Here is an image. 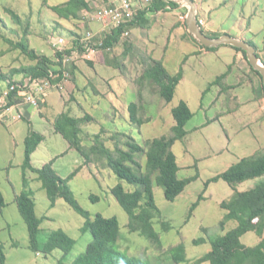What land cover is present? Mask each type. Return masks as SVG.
Returning a JSON list of instances; mask_svg holds the SVG:
<instances>
[{
	"label": "rangeland",
	"instance_id": "374dc122",
	"mask_svg": "<svg viewBox=\"0 0 264 264\" xmlns=\"http://www.w3.org/2000/svg\"><path fill=\"white\" fill-rule=\"evenodd\" d=\"M67 1L68 0H0V76L10 75L14 70L34 64V62L28 59L7 41H21L26 36L25 29H27V27H29V35L27 38L32 45V48L40 52L45 50L47 55L52 54L53 49L49 44V40L53 36H67L64 27H62L57 20H61L65 25L72 24L68 20L61 19L49 7L64 4ZM195 1L201 7L198 18L204 19L207 21V24L210 23L211 28L214 30H222L229 32L231 35L239 36V31L237 29V27H239L243 36L246 35V38H253L255 36L251 37L252 34L249 32L250 27L254 34L262 32L257 36L256 43L259 46L260 56L264 63V0ZM208 5L212 8L206 10L205 8ZM7 8H11L21 16V24H18L13 20L11 15L7 13ZM184 11L187 15L188 9L185 8ZM174 17L175 19L173 22L175 21L176 23L178 19L177 16ZM215 21L216 23H214ZM207 24L206 26H208ZM180 26L181 24L178 23L177 27ZM217 26L219 28H217ZM65 29L67 30V28ZM186 30L188 31V28H185V31ZM67 31L69 34L72 30ZM154 32L155 30H152V33ZM146 35V37L139 38L140 41L134 50L135 54H133L135 55V59H133L132 56V59L129 58V64H126L127 71L125 75H122L118 70L107 67H100L99 72H97L101 76L107 74L115 76L114 81L116 93L114 94L113 92L111 94V101L113 100L117 110L116 108L113 110L111 108L112 105L106 101H100L101 103L99 107H94L93 103L97 100L93 97L92 91H95L96 89H99L100 91L107 90L106 87H102L103 85L99 78L95 79L92 84L90 83L89 88L91 91L89 92L90 94L88 97L85 95L86 93H83V95L86 96V100L89 101L93 107H88L89 104H85V111L78 116L83 117L86 114H91L94 117V121L83 127L84 143L86 145H91L94 143V136L101 134L107 142V145L114 148L115 140L113 141L111 138L114 132L128 134L134 137L141 145H144L146 141L153 138L170 135L175 124L172 109L178 106L182 99H188L195 112L196 118L192 119L188 125V137L176 144L174 152L178 156L181 166L184 163H187L186 165L188 166H192L196 161H199L197 159H201L203 162L202 165L200 163V167L202 166V173L200 171L202 177L190 184L186 191L175 202L167 201L163 188L155 185L154 192L156 202L163 213V217L156 220L155 226L162 238L161 246L150 243L138 233H130L128 228L130 216L124 211L111 193V189L121 183L120 179L111 169L106 168L101 164L97 165L96 167H98V170L101 172V174L97 175L98 179L96 176H94V178H89L86 175H83V172L81 175L74 178L70 184L80 205L86 211L90 212L93 217L101 214L105 218L116 217L119 220L121 227V239L119 245L122 250H126L132 256L147 258L152 264H171L167 257V251L173 246L184 244L187 248L188 264H194L197 259L211 250L209 243L195 245L194 241L199 238L207 239L209 235L218 236L224 234L221 232L219 225L223 220L226 211L220 207V204L223 201L228 200L233 191H248L258 185L261 180L256 179L244 182L237 185L236 189L223 180L217 183H212L205 193V200L194 211L189 222H186L192 205L205 190V182L226 170L225 165L221 163L225 161V159H227L228 162H238L235 161V156L227 151L222 154L219 153L220 149L227 146V140L223 136V131L221 129L219 132L217 131L219 126H215L217 129L211 134L194 130V125L203 122L208 117H206V114L203 115L199 110L200 104L197 97L189 91V88L195 85L201 89L205 88L213 76H219L224 71H227V65L232 62V58L226 55L227 51H230V48L229 46H222L218 51L209 52L204 56L198 58L191 57L189 59V65L192 63L197 64L195 70L198 71L197 73L199 76L198 78L192 77V72L189 70L188 72H190V76H188V81L180 86L173 102L166 103L159 98L158 95H151L146 92V100L150 102L149 112L153 117V121L139 129L130 122L128 106L130 103L137 101V95L135 93V88L137 89V87L135 81L142 76L145 69L144 64L140 62V55L147 53L156 59L163 60L170 72L175 74L179 72L180 68L184 70L183 65L186 57L194 51L192 45L180 42L179 39H176L174 42L173 40L177 37L173 36V43L170 44L168 50H166V45L163 46L160 44L159 51L156 49L152 52L150 41L155 40V38L153 34ZM130 39L132 40V36L129 40ZM122 52L123 46L121 49H116L115 53L111 54V58L120 56ZM101 53L104 55L105 61H107V55L105 52L101 51ZM243 62L245 66H248L247 68L249 70L250 66L248 65L247 60L243 58ZM119 73L121 74V79H126L129 83L126 92L123 91L125 84L122 82L119 83ZM254 76L258 79L256 75ZM6 80H0V86L2 85L3 87ZM242 81L246 82L247 79L243 78ZM230 92L231 90H229L225 96H230ZM77 96L78 101L83 105L82 95L77 94ZM115 96L120 98L119 101H115ZM245 96L246 95H242L241 98L244 99ZM236 103L237 101L228 100V103H225V107L226 109L233 107ZM114 113H116V115ZM211 114L212 112L209 113V117H211ZM48 116L55 117L56 114L51 112ZM231 121L236 126V130H241V139L253 140L257 143L254 136L258 137L259 126L263 123H260V125H254L251 123L252 121H246L245 119L239 120L237 115H235ZM9 123H11V121H9ZM1 125L2 124H0V169L7 166L10 162H12L13 165H16L19 159L21 160L23 156L21 140L17 139L21 144L18 148L13 147L8 133L9 129L6 126ZM226 126L227 129H229L227 136H229L232 141L230 149L231 151H234V149H236V142L239 139L234 138L236 131L230 129L231 125L228 121L226 122ZM45 134H47V140L41 145L35 158V164L41 167L42 164L49 163L55 157L59 156L57 168L60 174L68 177L73 171H75L76 166L73 154L71 153L68 155L66 153L69 148V142L60 134ZM63 154L64 156H62ZM239 156L241 157L240 154ZM141 162L145 165L146 160L143 159ZM85 168L90 169L89 166H86ZM21 170L22 167L13 170L12 178L15 182L20 181L19 174ZM196 171H198V168L196 169V167L186 170L184 167L178 176L181 179L187 178L193 176ZM5 173V171H1L0 183L9 205L4 210L3 214H0V244L4 246V252L7 256L6 264H58L63 258V254L60 251L45 256L44 254L36 253L31 250L30 235L27 224L20 214L17 205L11 202V199L13 198V190L8 184ZM89 176L91 177V175ZM122 184L128 191L136 189L134 186L126 182H123ZM39 185L42 186V183L39 182ZM92 195L99 196L101 200L95 202L91 198ZM48 201L49 199L46 192L41 190L36 196L38 216L41 218L48 217L52 220L49 219L43 222L39 238L40 242H47L48 236L51 232L63 229L77 242L74 250L66 259V262L72 263L86 252L89 244L93 242V236L90 232L83 233L81 231L85 219L72 209L64 200H59L61 203L54 207V209L51 208L50 201L49 204H47ZM163 224L170 226L168 231L165 230ZM237 225L238 223L235 221L230 222L227 226L226 232L235 229ZM203 228H207L209 232L206 233L202 231ZM260 241L261 238L255 232H250L242 238V242L248 247H254L258 245Z\"/></svg>",
	"mask_w": 264,
	"mask_h": 264
},
{
	"label": "trees",
	"instance_id": "16d2710c",
	"mask_svg": "<svg viewBox=\"0 0 264 264\" xmlns=\"http://www.w3.org/2000/svg\"><path fill=\"white\" fill-rule=\"evenodd\" d=\"M93 1L100 0H68L64 4L49 8L61 19L78 22L82 19L83 12L91 9ZM167 6H171L173 9L180 7L175 2L154 0L153 5L145 11H141L128 28L126 25H122L111 34L99 35L95 42L97 44L103 42L104 45L101 50L107 55V64L125 75L127 60L131 56L135 59V55H133L135 54V46L129 39L123 38L125 30H131L136 26L150 28L152 20L147 17L148 11H165L168 9ZM6 11L16 23H22V18L17 12L11 8H7ZM184 25L188 28L186 23ZM25 35L21 41H7L34 64L14 70L10 75H1L0 80L7 79L6 82L8 80L12 82L19 76L25 75L33 78H48L51 73H54L56 81H62L65 68L58 62V59L62 58L63 54L56 53L53 57L40 54L31 48L27 38L29 27L25 29ZM207 35L212 38L222 36ZM185 36L198 45L201 50L215 51L221 48L204 47L187 30ZM247 41L256 47L258 56L261 58L258 44L254 40L249 39ZM78 43L79 40L74 45ZM122 43L123 52L121 55L111 58L112 52L114 53L115 49ZM73 49L74 46L72 45L66 53L70 54ZM236 50L242 52L248 62L246 53L240 49ZM188 58L189 56L186 57L185 61ZM140 62L144 64L145 69L142 76L135 81L137 101L129 105L130 122L139 129L153 121V117L149 112L150 102L146 100L145 93L158 95L166 103H171L175 99L178 86L184 78L183 70L173 74L163 60H157L147 53L140 55ZM248 65L251 72L259 79H257L258 87L255 88V95L258 98H264L262 75L255 71L249 62ZM232 68L231 66L227 73L219 76L208 85L203 94V101L206 95L215 87L221 88L222 93L227 94L229 92L230 88L226 84V79L232 72ZM66 69L72 76L77 70V64L71 63ZM172 115L175 125L170 135L153 138L141 145L128 134L114 132L111 136L113 141L115 140L114 148L107 145L101 134L94 136V143L91 145L84 143L83 127L94 121V117L90 114L77 118L67 112L60 115L54 122L55 132L61 134L69 142L71 149L79 152L85 159L86 166L90 164L104 165L120 179L121 183L114 186L111 193L130 216V223L128 224L130 233H138L157 246L162 245V238L155 227L156 220L162 218L163 213L156 202L155 185L163 188L167 201L175 202L190 184L200 178L199 171H196L193 176L179 178L178 174L182 169L174 152L175 145L187 138V125L194 118V113L187 102L181 101L178 106L172 109ZM45 140L44 135L35 131L30 132L25 140L24 163L22 165L23 191L16 199L18 210L28 227L31 250L45 256L60 251L63 258L58 264H152L149 259L132 256L126 250L120 248L121 227L116 217L105 218L101 214L93 217L90 212L80 205L70 182L82 171L83 166L76 169L67 178L61 177L55 169L56 159L45 164L42 168L33 166V155ZM143 159L146 160L145 165L141 162ZM195 167L197 169V165ZM30 174H36L37 180L42 183V188L47 194L51 208L56 207L59 200H64L85 219L81 231L83 233L90 232L93 236V242L89 244L86 252L72 263L66 262V259L74 250L77 242L63 229L51 232L47 242H40L42 224L46 218H40L37 214L35 193L31 188ZM256 179H261L256 187L244 192L236 190L231 198L220 204V207L226 211L219 225L221 232L224 234L209 235L207 239L199 238L195 240V245L209 243L211 250L197 259L194 264H264V150L253 156L243 158L225 172L207 180L205 190L192 205L186 222H189L194 211L205 200V193L212 183L223 180L236 189L237 185ZM123 182L134 186L136 189L128 191L122 184ZM91 198L95 202L101 200L99 196L95 195H92ZM6 206L5 196L0 188V214L3 213ZM232 221L238 223L237 227L226 232L228 224ZM163 225L165 230L168 231L170 226ZM202 231L209 232L207 228H203ZM250 232H255L261 238L260 243L254 247H248L242 242V238ZM167 257L171 264H188L189 262L187 248L184 244L171 247L167 251ZM6 262L7 256L4 252V246L0 244V264H6Z\"/></svg>",
	"mask_w": 264,
	"mask_h": 264
},
{
	"label": "crops",
	"instance_id": "0c3cea01",
	"mask_svg": "<svg viewBox=\"0 0 264 264\" xmlns=\"http://www.w3.org/2000/svg\"><path fill=\"white\" fill-rule=\"evenodd\" d=\"M101 4H102V0L93 1L91 3V9L89 11L95 12L96 9L99 6H101ZM167 8H168L167 10L160 11V12H151L149 10L147 13V17L152 20V26L150 28L149 27H147V28L143 27L142 28L141 26L133 27V29L130 30V36L126 39H129L132 36V40L130 39V42L135 46V49H136V47L138 46V43L140 41L139 38L146 37L147 36L146 34H148V35L153 34L155 40L150 41V45L152 47V49H151L152 52L155 51L156 49L159 51L160 44H162L163 46L166 45L167 46L166 50H168L170 44H172L173 41L175 42L176 39H179L180 42H185V43L190 44L194 47V51L190 55H188L189 56L188 60L184 62V65H183L184 70L182 68L179 69V72L181 70H183L184 78L181 81L180 85L178 86V89H177V93H178L180 86L184 85V83H187V81H188V76H190V72H188L189 70H191V72H192V75H191L192 77L198 78V76H199V74L197 73L198 71L195 70L197 64L192 63L191 65H189V59L191 57L192 58H198V57L204 56L205 54H208L209 52L218 51L220 48L218 50H215V51L201 50L198 45H196L192 40L187 39L185 36V33H186L185 28L186 27H185L184 23L182 24V22H180V17H179L180 14H182V13L184 14V12H185L184 8L179 7V8L173 9L171 6H167ZM200 8L201 7L198 4V11L200 10ZM211 8L212 7L208 5L205 9L209 10ZM198 15H199V12H198ZM174 16H177V19H178L176 21V23H175V21L173 22V20L175 19ZM57 21L62 25V27H64V30L67 33V36H65V37L67 38V40L69 42V46H72L76 41H78L82 37L85 29L93 30L96 33H100V31L102 29L101 25L98 22L89 21V20L85 19L84 16L78 22H71L70 21L72 25H65L61 22V20L60 21L57 20ZM216 21H218V20H216ZM216 21L214 23H216ZM178 23L181 24L180 27H177ZM206 23H207V21H206ZM207 25L208 26L206 28H203V32L205 34H211V35L229 34V35H231L229 32H226V31L212 29L210 23H208ZM65 28H67V30H72V31L69 32V34H68V31ZM217 28H219V27L217 26ZM237 29L239 31V36H234V35H232V36L241 38V39L246 40V41L250 39V40H254L256 42L257 36L262 33V32H259L258 34H254L251 31V27H250L249 32H250V34H252L251 37H253L254 35L255 36L253 38H246V35L243 36V33L241 32L240 28L237 27ZM152 30H155V32L152 33ZM173 36H176L177 38H175L172 41ZM122 46H123V43L121 45H119L116 49H121ZM31 48H32V45H31ZM229 48H230V51H227L226 55H228L232 58V62L227 65V68H228L227 71L226 72L224 71L223 73H221V75L227 73L229 71V69L231 68V66L233 67L232 72L230 73V75L226 79V84L229 86V88L231 90V92L229 93L230 96H225L226 94L221 92V88L215 87L212 89V91H210L206 95V97L204 98V101H203V94L206 91L208 85L210 83H212L213 81H215L221 75L213 76V78L209 80L208 85L205 88L201 89L200 87L195 85V86L189 88V91L191 93H193L194 96L197 97L199 104H200L199 110L202 112L203 115L206 114V117H208L203 122H200V123L194 125V127H193L194 130L211 134L213 131H215V129H217L215 126H219V129H217V131L219 132V130L221 129L223 131L224 138L227 140V146L220 149L219 153L222 154L223 152L227 151L230 154L235 156V161L239 162L243 158L253 156L257 152L264 150V98H258L255 95V88L258 87V85H257L258 80L252 74L250 69L248 70V68H247L248 66H245V64L243 62V58L245 59L244 54L242 52L237 51L236 49H234L232 47H229ZM37 52L40 54H43V55H47V52H45V50H42L41 52L40 51H37ZM114 53L112 52V54H114ZM54 55H55V53L52 50V54L47 55V56L53 57ZM103 59H104V61H103ZM128 60H127L126 64H129ZM157 60H159V59H157ZM262 61H263V59H262ZM100 67H107L110 69L117 70V69H115V68H113L107 64V62L105 61L104 55H102V53L100 51L99 54L96 56V59L94 62L80 61L77 64V70L75 71L74 75L71 76L69 81L63 82L61 87L52 89L43 98H41L40 99V109L38 111H35V109H33L32 107L27 106L24 108L26 118L23 121H17V122H11V123L8 122V123L1 125V126H6L9 129L8 133H9V137L12 141L13 147L18 148L21 144L23 146V151H22L23 156H22L21 160L19 159V161L17 162L16 165H13V163L10 162L7 166L2 167L0 169V173L2 170L6 172L5 175L7 177L8 184L10 185V187H12V190H13V192H12L13 198L11 199V202L14 203L15 205H17L16 199H17L18 195L23 191V183H22L23 171L22 170L20 171V174H19L20 175V178H19L20 181L19 182L14 181V179L12 178V172L15 169L21 168L23 163H24V153H25L24 144H25V140H26V138L30 132H32V131L38 132V133L44 135L46 137V140H47V134H45V133L59 135L58 133L55 132L54 122L60 115L68 112L74 117L81 118L78 115H80V113L85 111V104H89L88 107H93V106H91L89 101L86 100V96L88 97L90 94L89 92L91 91V89L89 88L90 83L92 84L94 82V80L97 78H99V80L101 81V83L103 85L102 87H106L107 90L106 91H100L99 89H96L95 91H92L93 97L96 98V100L98 101V102L95 101L93 103L94 107L95 106L99 107V105L101 103L100 101H104V102L106 101L109 104H111L112 105L111 108L113 110H115L116 106H115L113 100L111 101V94L113 92H114V94L116 93V87H115V81H114L115 76H111L110 74L101 76L99 73H97V72H99ZM118 76H119V80H120L119 83L122 82L123 84H125L123 91L126 92L127 88L129 87V83L126 81V79L125 80L121 79L120 73L118 74ZM19 77H21V76H19ZM243 78H246L247 81L243 82L242 81ZM5 85H6V83L4 84L3 87H5ZM3 87L1 85L0 90ZM83 93H86L85 94L86 96H84ZM135 93L137 95V89L136 88H135ZM243 93H245V94H243ZM77 94L82 95L81 97L83 99V105H81L80 101H78ZM242 95H246L244 97V99L241 98ZM176 96H177V94H176ZM115 97H116L115 101H119L120 98L118 96H115ZM228 100H234V101H237V103L235 106L229 107L226 109L225 103H228ZM181 101H185L188 103L189 107L191 108L192 112L194 113L193 119H195L196 115H195V112H194L189 100L188 99H182ZM116 110H117V108H116ZM51 112H54L56 114V116L55 117L48 116ZM210 112H212L211 117H209ZM114 114L116 115V113H114ZM235 115L238 116L239 120L245 119L246 121H252L251 123L254 125L255 124L260 125V123H263L261 126H259L258 137L254 136L257 140V143H255L253 140H248V139L243 140L240 138L241 130H236L237 129L236 126L231 121ZM227 121L231 125L230 129L232 131H236L234 138L239 139L236 142V145H235L236 149H234V151H231V149H230V144L232 141H231V138L229 136H227L229 133V129H227V126H226ZM188 125H187V131H188ZM246 127H248V126H246ZM188 135H189V131H188ZM17 139L21 140V144ZM41 145L39 146V148L37 149V151L33 155L32 161H33V166L35 168H42L45 165V164H42V166L40 167V166H37L35 164V158L38 154V151H39ZM68 145H69V148L66 151V153L68 155L71 153L73 154V158L76 161L75 170L83 166L82 171L77 176L81 175L84 172L83 175H86L89 178H94V176H96V178L98 179L97 175L101 174V172L98 170V167H96L97 165L96 164H90L89 165L90 169L85 168L86 167L85 159L75 149H71L69 143H68ZM66 153H64V154H66ZM248 153H251V154H248ZM64 154L62 156H64ZM239 154L241 155L242 158L239 156ZM242 155H246V156H242ZM54 159H56L54 166H55V169L57 170L58 174L63 178H65V177L67 178V176L60 174V172L57 168L59 156L55 157ZM197 160H199V161H196V163H194L192 166L186 165L187 163H184L183 164L184 166L183 165L181 166L180 163H179V165H180L182 170L184 169V167L186 170V169H191L197 165L198 171L199 172L201 171V173H202V166L200 167V163L202 165L203 162L201 159H197ZM178 161H179V158H178ZM238 162H236V163L228 162V160L225 159V161H223L221 164L225 165L226 170H227L231 166H233L234 164H237ZM199 168H200V170H199ZM226 170H224L223 172H225ZM91 172H92V174H91ZM223 172H221V173H223ZM89 175H91V177ZM29 176L31 179V188L33 189V191L35 193L34 198L36 201L37 194L39 192H41V190H43V188L41 185H39V181L37 180L36 174H30ZM200 177H202L201 174H200ZM0 188L3 192L4 190L1 187V183H0ZM234 193L235 192L233 191V193L229 197L231 198ZM3 194H4L6 202H7V206H6V208H7L9 203H8V200H7L4 192H3ZM60 203L61 202L58 201L56 206H58ZM47 204H49V201ZM4 210H3V212H4ZM42 218H46V220L50 219L48 217H42ZM50 220H52V219H50Z\"/></svg>",
	"mask_w": 264,
	"mask_h": 264
},
{
	"label": "built area",
	"instance_id": "2783aa9c",
	"mask_svg": "<svg viewBox=\"0 0 264 264\" xmlns=\"http://www.w3.org/2000/svg\"><path fill=\"white\" fill-rule=\"evenodd\" d=\"M154 0H102L95 12L85 10L83 16L89 21L98 22L102 29L100 33L93 30L85 29L84 34L79 39V43L74 45V49L70 54L66 53L71 48L65 37H52L49 44L54 53H62V58L58 59L64 70L63 80L57 82L54 73L48 78H33L31 76H21L14 81H7L5 87L0 90V124L9 121H23L26 118L24 108L32 107L35 111L40 109V99L49 91L62 86L63 82L69 81L71 74L66 69L71 63L78 64L80 61L92 62L96 55L102 51L104 45L101 41L99 44L95 42L99 35H108L113 33L122 25L128 26L141 11L149 9L153 5ZM187 15L180 14V22L186 23ZM206 21L199 18L201 28H206ZM130 36V30L126 29L123 38Z\"/></svg>",
	"mask_w": 264,
	"mask_h": 264
},
{
	"label": "water",
	"instance_id": "95a60500",
	"mask_svg": "<svg viewBox=\"0 0 264 264\" xmlns=\"http://www.w3.org/2000/svg\"><path fill=\"white\" fill-rule=\"evenodd\" d=\"M169 2H175L180 5L181 8H187V20L186 24L188 31L195 37V39L206 48H219L222 46H229L244 51L247 55V59L251 67L258 71L263 78L264 85V63L258 56L256 47L250 44L248 41L238 37H234L229 34L220 36L219 38H212L203 32V29L199 25L198 18V4L195 0H167Z\"/></svg>",
	"mask_w": 264,
	"mask_h": 264
}]
</instances>
